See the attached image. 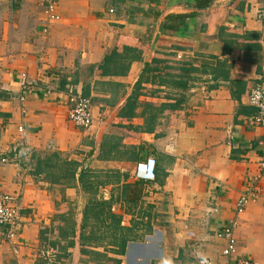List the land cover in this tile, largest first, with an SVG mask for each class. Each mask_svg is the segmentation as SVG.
<instances>
[{
  "label": "crops",
  "instance_id": "crops-1",
  "mask_svg": "<svg viewBox=\"0 0 264 264\" xmlns=\"http://www.w3.org/2000/svg\"><path fill=\"white\" fill-rule=\"evenodd\" d=\"M57 14L43 33L39 0H0V190L19 196L21 227L16 257L0 230V264H48L50 242L51 264H264V177L234 214L264 157L248 104L264 85V0H60ZM21 74L36 83L24 102ZM70 90L91 102L87 130L68 120ZM50 153L77 164L72 185L33 173L32 155ZM148 157L146 185L133 172ZM88 170L120 217L114 238L82 229ZM233 219L236 253L224 257Z\"/></svg>",
  "mask_w": 264,
  "mask_h": 264
},
{
  "label": "built area",
  "instance_id": "built-area-1",
  "mask_svg": "<svg viewBox=\"0 0 264 264\" xmlns=\"http://www.w3.org/2000/svg\"><path fill=\"white\" fill-rule=\"evenodd\" d=\"M41 12L44 17L45 26L43 33L48 32V25L59 20L57 9L60 0H39ZM21 95L20 102H24L26 93L29 92L32 86L36 83H28L27 75L21 74L18 79ZM54 90L50 88L43 89V96H50ZM67 104L69 105L68 120L76 127L89 129L92 126V105L88 98L82 94L73 92L67 93ZM248 104L255 109V114L252 116V123L256 126H264V85L257 84L251 90L248 97ZM18 132L23 134V126L18 127ZM8 161L4 158L0 159V164H6ZM156 161L153 157H148L139 161L134 168L133 179L142 182L146 185L155 181L156 178ZM259 173L253 179L251 187H247L241 196L236 200L234 205V214L240 216L249 203L255 202L259 190L256 188V183L261 177H264V157L258 164ZM237 219L230 221L222 228L220 236L224 239L225 245L222 249V256L232 257L236 253V240L234 231L237 227ZM20 205L19 196L4 193L0 190V230H3V237L9 245L13 255L16 257L19 254V233H20ZM39 256L51 264L55 260V252L51 247L43 248L39 251ZM13 264H24L20 259L16 258ZM197 264H212L208 259H200ZM232 264H259L253 260L239 259Z\"/></svg>",
  "mask_w": 264,
  "mask_h": 264
},
{
  "label": "trees",
  "instance_id": "trees-1",
  "mask_svg": "<svg viewBox=\"0 0 264 264\" xmlns=\"http://www.w3.org/2000/svg\"><path fill=\"white\" fill-rule=\"evenodd\" d=\"M198 7L199 8H205L204 5H200ZM167 19L168 20H174L177 18L168 16ZM168 28H171V26H168ZM129 105L130 104L126 105V107H128L127 110L131 109ZM32 160L36 164L34 171H33V173L35 175L44 174L53 183H59V184L64 185L66 187L70 186L74 183L77 164L72 162V161L66 160V158L62 157L60 154L50 153L48 155H45L42 158L36 157L35 155H32ZM78 180H79L78 182H79L82 190L85 193H88L90 195L86 209L84 211V215H83L82 229H84L86 227V223L90 219H96L97 222L99 223L98 228H102L106 224L105 232L106 233H110V232L112 233L113 227L120 223V217L113 215L111 212H109L111 202L106 203L104 201H99L98 199H96L97 189H98V186L101 184V182L99 181L98 175H93L88 170V171L82 172L80 174ZM110 237L114 238L113 235ZM113 244H116V243H114V241H113L112 245ZM49 245H51V243H48L47 246H49ZM55 247L56 246L53 245V243H52L51 248H55ZM120 248H121V251L119 250L116 252H118L120 254H122V253L124 254V249L126 248V243L123 242V244H121ZM56 250H57V248H56Z\"/></svg>",
  "mask_w": 264,
  "mask_h": 264
},
{
  "label": "rangeland",
  "instance_id": "rangeland-1",
  "mask_svg": "<svg viewBox=\"0 0 264 264\" xmlns=\"http://www.w3.org/2000/svg\"><path fill=\"white\" fill-rule=\"evenodd\" d=\"M68 223L66 224V226L68 225ZM88 226H90L92 228V233L88 236L90 241H94V240H97L99 238L110 237V236L114 235V232L113 233H106L105 230H99V228H98L99 223L97 222L96 219H90L86 223V227H88ZM101 231H102V233H101ZM53 245H55V244H53ZM49 246L52 247V245H49ZM56 248L57 247H55L54 249H56ZM60 253H61V251H60Z\"/></svg>",
  "mask_w": 264,
  "mask_h": 264
}]
</instances>
